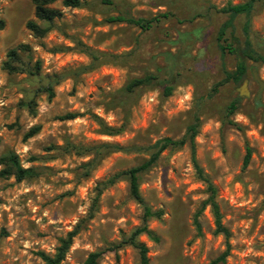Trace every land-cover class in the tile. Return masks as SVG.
Masks as SVG:
<instances>
[{
  "label": "rangeland",
  "instance_id": "rangeland-1",
  "mask_svg": "<svg viewBox=\"0 0 264 264\" xmlns=\"http://www.w3.org/2000/svg\"><path fill=\"white\" fill-rule=\"evenodd\" d=\"M245 1L82 0L73 8L60 0L52 6L62 16L47 24L35 19L31 0H0V157L14 153L35 173L21 181L0 176V264H41L38 252L53 254L58 239L76 225L61 264H81L91 252H100L98 264H139L137 249L121 241L143 224V207L131 198L125 177L103 184L144 162L156 141L182 137L195 118V157L216 190L228 236L216 230L204 204L207 185L185 144L164 150L140 174L139 192L154 213L146 227L157 240L145 233L137 240L147 248L149 264H208L226 244L220 264H264V86L260 90L252 75L254 69L264 83V65L247 62L248 96L231 81L212 92L224 78L223 65L235 68L234 56L221 58L216 46L227 18L220 9ZM115 16L157 21L141 30L110 21ZM29 20L49 31L35 37L26 28ZM244 21L243 15L234 20L240 38ZM250 35L264 55L262 4L252 12ZM20 44L29 51L18 50L23 65L10 73L3 67L7 52ZM147 74L155 77L149 84L123 91ZM46 84L51 98L38 91ZM31 99L35 114L23 105ZM234 99L237 109L229 115ZM66 113L79 116L58 118ZM98 119L120 132L103 134ZM35 125L39 132L24 138ZM105 145L125 150L103 148L93 160L92 149Z\"/></svg>",
  "mask_w": 264,
  "mask_h": 264
},
{
  "label": "trees",
  "instance_id": "trees-1",
  "mask_svg": "<svg viewBox=\"0 0 264 264\" xmlns=\"http://www.w3.org/2000/svg\"><path fill=\"white\" fill-rule=\"evenodd\" d=\"M60 0H31L34 6V17L37 21L45 22L50 24L54 19L60 18L62 12L53 7L52 5ZM61 3L64 7H80L82 0H61ZM257 4L264 5V0H246L244 3L237 5H227L222 7L220 11L227 15L226 20L221 24L216 35V46L219 50L220 57L224 58L225 54H231L235 58V68L232 71L227 70L224 65L222 67V72L224 78L221 82L214 85L212 92L215 93L218 86L226 83L233 82L236 85H240L244 80L248 72V61L260 62L264 65V55L258 51L251 40L250 35V26H251V15ZM243 15L245 17L244 24L242 26V38L235 34L234 20L237 16ZM165 16V15H163ZM112 22H125L130 25L136 26L141 30H147L151 27L152 23L157 21V17L151 19L145 18H132L124 16H115L110 17ZM4 28V21L0 19V30ZM26 28L32 32L35 37L42 38L49 31V26H41L35 20H29L26 22ZM18 50L21 52H28L29 49L27 45L20 44L16 48H13L7 52V60L4 62L3 67L8 72H14L17 69V66L23 65L20 60ZM84 52L91 56L95 60L94 54L89 50V48L84 47ZM36 69L38 70L39 63L35 64ZM155 77L152 74H147L144 77L134 78L130 80L124 87L125 93H132L135 89L147 85ZM39 92L47 93L48 97L51 98L54 93L52 90L51 84H46L38 87ZM171 92V87H165V95H169ZM32 114H35V103L34 100H28L23 104ZM238 105V99L232 100L227 106V114L231 115L235 112ZM78 113H66L59 116L60 120H72L78 117ZM197 123L198 118L194 119V123L187 127L186 132L179 139H172L169 137L162 138L156 141L151 146L147 147L146 150H149L148 158L142 162L140 165L134 166L126 171L112 176L107 182L103 185L112 184L117 178L123 176L128 181L129 194L133 200L142 205L143 207V224L136 228L129 237L124 238L121 241V244L131 245L137 249L139 253V264H149L147 257V248L144 244L138 242L137 237L145 233L151 239L157 240V237L153 232L147 229L146 221L148 217L152 216L154 213L151 212L150 208L145 204L140 192H139V176L141 173L147 171L158 161L161 153L166 149L179 148L187 144L190 148V158L195 169L197 177L206 183L209 197L204 204H207L211 208L212 215L214 217V222L216 225V230L223 233L226 237L228 236L227 229L223 226L221 222V213L218 207L217 202L215 201L216 190L209 182L207 177L203 174L202 169L198 165V162L195 157V136L197 133ZM98 124L100 126L101 132L106 135H116L120 132L121 129L108 127L103 125L98 119ZM40 130L39 125L32 126L24 135V138H30L36 135ZM103 148L113 149V150H125L122 147L116 145H105L103 147H97L94 150L93 160L98 157ZM129 149V148H126ZM249 162V151L243 159V166H247ZM0 164L2 168L0 169L1 177L14 176L17 181H21L26 178L34 176V170L31 168H23L20 163L18 156L14 153H7L0 157ZM96 200V199H95ZM79 230V225H76L71 231H69L64 237L58 239V245L55 248L53 254H46L44 252H38L42 263L41 264H61L64 260L70 246L72 245L73 238L76 236ZM229 245L226 244V249L216 258L212 259L208 264H220L225 261L226 256L228 255ZM100 252H91L87 255L84 261L81 264H98V259Z\"/></svg>",
  "mask_w": 264,
  "mask_h": 264
},
{
  "label": "water",
  "instance_id": "water-1",
  "mask_svg": "<svg viewBox=\"0 0 264 264\" xmlns=\"http://www.w3.org/2000/svg\"><path fill=\"white\" fill-rule=\"evenodd\" d=\"M252 75H253L255 81L259 84V87H260V90H261V88H263V86H264L263 81H261L257 77L256 71L254 69L252 70ZM247 82H248L247 79H244L242 81L241 85L239 86L238 91H239L240 96H248L249 95V91L247 89ZM260 90H259V92H260Z\"/></svg>",
  "mask_w": 264,
  "mask_h": 264
}]
</instances>
